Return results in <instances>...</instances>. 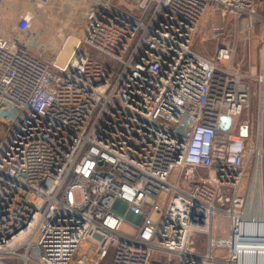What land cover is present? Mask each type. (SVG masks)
Returning <instances> with one entry per match:
<instances>
[{"label":"built area","instance_id":"2783aa9c","mask_svg":"<svg viewBox=\"0 0 264 264\" xmlns=\"http://www.w3.org/2000/svg\"><path fill=\"white\" fill-rule=\"evenodd\" d=\"M90 2L84 38L62 68L0 33V264H151L156 255L258 264L264 0ZM207 13L218 14L213 36L222 38L213 57L192 45ZM230 17L261 29L258 75L234 64L237 41L223 36ZM252 79L254 143L251 121H240ZM196 171L208 179L192 180ZM217 215L228 220L225 236L213 234ZM124 220L135 233L120 229ZM194 232L208 234L206 252Z\"/></svg>","mask_w":264,"mask_h":264},{"label":"rangeland","instance_id":"374dc122","mask_svg":"<svg viewBox=\"0 0 264 264\" xmlns=\"http://www.w3.org/2000/svg\"><path fill=\"white\" fill-rule=\"evenodd\" d=\"M91 6L90 0H1L0 2V33L10 37L31 51L42 57L54 69L65 66L71 57L75 44L84 38L88 23L87 12ZM218 14L207 13L196 30L192 45L198 52L213 57L217 48V42L222 38L213 36L212 24ZM223 36L237 41V51L234 64L244 73L258 75L261 67L260 38L261 29L258 23L250 33L243 28H237L232 17L225 23ZM87 52L89 49L85 46ZM91 54L101 61L107 58L98 52ZM68 58L66 59V57ZM66 59V62L64 61ZM249 119L253 125L252 140L257 141L259 123V95L258 83L251 80V97L248 106L243 111L240 121ZM264 140V136H263ZM254 159L246 176L250 183L253 171ZM262 171L264 172V162ZM184 178H186L184 176ZM192 180L208 179L207 171H196L192 174ZM123 232L132 234L136 227L128 220H124L120 226ZM213 234L216 237L225 236L229 230V223L225 216L217 215L214 219ZM208 234L194 232L193 243L197 250H208ZM218 250H215V253ZM223 256V255H222ZM151 264H163L164 257L156 255ZM212 264H223L215 262Z\"/></svg>","mask_w":264,"mask_h":264},{"label":"bare ground","instance_id":"6f19581e","mask_svg":"<svg viewBox=\"0 0 264 264\" xmlns=\"http://www.w3.org/2000/svg\"><path fill=\"white\" fill-rule=\"evenodd\" d=\"M79 42H77L76 44H75V46L78 44ZM68 58V56L66 57V59ZM66 59L64 60L65 62H66ZM261 124H262V119H261ZM258 151H259V154L262 152V148L261 147H259L258 148ZM256 173V175H255V181H256V184H257V187H258V194H259V196L261 197V185H260V175H261V168H260V165H258V167H257V171L255 172ZM256 184H255V186H256ZM254 186V187H255ZM261 202V201H260ZM258 264H264V254L262 255V254H259L258 255Z\"/></svg>","mask_w":264,"mask_h":264},{"label":"water","instance_id":"95a60500","mask_svg":"<svg viewBox=\"0 0 264 264\" xmlns=\"http://www.w3.org/2000/svg\"><path fill=\"white\" fill-rule=\"evenodd\" d=\"M222 122L219 125L220 130H227L230 127L231 118L229 116H222Z\"/></svg>","mask_w":264,"mask_h":264},{"label":"crops","instance_id":"0c3cea01","mask_svg":"<svg viewBox=\"0 0 264 264\" xmlns=\"http://www.w3.org/2000/svg\"><path fill=\"white\" fill-rule=\"evenodd\" d=\"M76 46H77V45H76ZM76 46H75V47H76ZM72 52H73V51H72ZM236 66H237V65H236ZM239 69H240V68H239Z\"/></svg>","mask_w":264,"mask_h":264}]
</instances>
